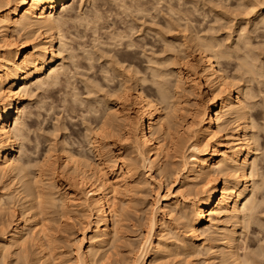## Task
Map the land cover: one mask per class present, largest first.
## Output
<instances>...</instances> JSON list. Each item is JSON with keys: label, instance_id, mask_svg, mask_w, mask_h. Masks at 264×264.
<instances>
[{"label": "bare ground", "instance_id": "6f19581e", "mask_svg": "<svg viewBox=\"0 0 264 264\" xmlns=\"http://www.w3.org/2000/svg\"><path fill=\"white\" fill-rule=\"evenodd\" d=\"M91 1L95 2L0 0V264H64L62 252H58L60 246L63 250L62 245H57L56 240L63 224H67L65 218L73 211L72 205L80 206L76 207L78 209L74 207L75 210L89 218L88 232L71 242L72 260L79 264H168L167 260L174 256L177 259L180 255L193 258L195 252L197 256L195 248L203 233L206 241L216 243L222 264H256L257 259L264 256V212L259 211L264 210V143H259L261 136L253 129L262 125L264 130L263 114L262 119L256 114L261 105L264 107V41L253 42L252 37H264V0H237L234 12L243 9L241 16L237 14L239 17L235 13V16L231 15L232 9L227 13L224 9L223 12H213L210 6L209 12L213 13L216 23L225 20L224 26L231 25L228 26L231 30L226 29L230 32L223 33L225 35L214 34L219 33V24L218 30L215 25H209L200 33L193 23L192 12L195 11L185 7L187 11H184L169 1L165 5V0L164 7L159 5L163 8L156 7L162 3L160 0L155 7L152 4L154 9L147 3L151 11L163 12L161 16L165 18L163 26L159 23L161 28L153 20L157 18L156 14H150V8L144 6L145 0H114L120 12L133 14L131 19H141L138 25L133 20L131 27H128L131 23L126 26L122 23L127 31L114 21L100 26L97 24L101 19L98 9L102 7L91 4L89 8L87 5L85 10L89 15L82 11ZM208 1L211 0H207L209 4ZM228 13L234 19L237 17L238 22L232 23L233 18L225 19ZM69 22L85 24L86 29H92V46L83 48L81 45L80 50V58L87 62L85 65L74 64L79 54L69 45L71 40L68 41V33L63 31ZM227 25L222 26L225 29ZM109 27L111 29H104L106 31L99 34V28ZM144 29L154 31L157 39L151 35L153 41H147L139 32ZM13 31L17 32V38L12 35ZM79 33L69 34L75 38ZM30 37L36 39L31 50L26 42ZM157 45L156 50L164 53L163 56L154 54ZM194 52L198 53H195L197 56L193 55ZM67 60L73 62L74 72L72 67L69 69ZM100 60L103 62L99 65L94 63ZM80 67L90 72L80 82L84 86L81 90L85 88L86 91H78L80 86L71 81L76 75L84 77ZM195 67L207 88L204 98H198L203 85ZM99 79L105 80L104 84L116 80V85L113 89L109 87L110 92H105ZM145 83L153 92L142 86ZM54 85L57 89L59 85L64 91L66 89V92H61V88L58 91L65 94V97L60 96L62 104L59 106L67 117L73 121L80 117L78 121L86 119L89 122H86L81 136L88 152L72 146L82 143V138L74 132L76 136L70 137V141L64 140L63 135L61 137L58 132L63 128V115L58 117L56 113L50 132L44 136L46 147L41 161H38L40 166L36 169L38 165L33 164L35 170L29 171L22 155L25 143L27 145L31 139L26 119L32 117L33 111L24 106V101L30 97L32 86L48 89ZM69 86L71 90L67 89ZM83 92L92 95L93 101L85 103L86 99L80 97ZM109 95L117 99L109 100ZM190 95L194 97L191 107L187 106ZM257 96L262 99L260 108L255 110ZM45 104L44 114L48 117L53 105ZM259 119L262 120L260 123ZM187 141L186 149L190 153L184 155V150L181 153L180 150ZM177 154L181 168L170 169L167 158ZM56 155L59 169L69 180L68 191L63 193L56 192L54 180L51 181ZM135 158L149 169L154 167L163 181L169 183L172 179L177 189L161 191L162 185H157L153 210L147 216L148 227L138 253L128 255L127 252L126 258L121 256L112 262L109 257L114 253L110 256L108 251L117 246L119 229L127 219L129 208V201L119 197L120 187L131 191L139 182L135 178L138 168ZM118 176L122 179L119 180ZM3 178L7 183L4 184ZM191 186H196L195 195L188 199L185 194ZM8 187L13 189L7 191ZM15 197L21 211L10 218L9 225L4 222L7 224L4 226L3 211L14 209L11 205ZM187 205L190 207L188 211ZM177 207L180 209L175 217ZM175 218L181 219L187 237L177 235L180 232L174 236L175 232L171 230L172 234L168 232L173 238H165L168 232L164 234V231L168 230L169 221ZM248 230L254 234L253 239L263 242H258L254 250L245 251L248 245L240 241V234H246ZM28 245L33 248L31 256L26 254ZM206 246L214 247L213 244ZM239 249L243 252L239 253Z\"/></svg>", "mask_w": 264, "mask_h": 264}, {"label": "rangeland", "instance_id": "374dc122", "mask_svg": "<svg viewBox=\"0 0 264 264\" xmlns=\"http://www.w3.org/2000/svg\"><path fill=\"white\" fill-rule=\"evenodd\" d=\"M94 1V0H93ZM98 1V2H97ZM102 1H103V3H102ZM157 1H159V0H156V1H154L153 0V2L154 3H152V1H150V0H145V4H144V6L146 5V7L147 6H149L150 5V7H152L153 9H154V7H155V4H156V2ZM160 1H162V3H160V2H158V3H160V4H157L158 6H156V7H158V8H163L164 7V2H163V0H160ZM166 2H165V5H166V3L169 1V3L171 2V4L173 3V5L174 6H177V7H181V9L182 10H184V11H187L186 9L188 8H190V10H193V11H195V12H192V18H193V23H194V25H195V27H198L199 29H200V33L202 32V30L204 31V27H205V30H207L206 29V27L208 28L209 27V25L210 26H213V25H215V27H216V29L215 30H218L217 28H218V24L221 26V27H219V29L220 30H218L219 31V33H216L215 32V30H212V32L214 33V34H216V35H225V34H227L228 32H230V28H228V26L230 25V24H225V26L227 25V28H223V26H224V22L226 23V21L225 20H223V22L221 21V22H219L218 21V23H216L215 22V20H213V19H215V17L212 15L213 13H210L209 11H210V9H209V7L211 6V8H213L212 10H213V12L214 11H222L223 9V11H226V13L227 12H233V14H231L232 16H235L234 15V11L237 9V7H235V6H237V0H211V1H208V2H210L209 4L207 3V0H206V2H204L205 0H182V2H183V4H182V2H181V0H165ZM92 2V1H91ZM96 2V3H95ZM95 2H92V3H90V4H86L84 7H83V9H82V11H84L83 13L84 14H88L86 11L87 10H85L86 8L85 7H87V5H88V7L89 8H91L90 7V5L91 4H95L94 6L95 7H102V8H100V10L98 9V11H100L99 12V14L101 15V19L98 21V25H107V24H110L111 22H116V25L119 27V28H124L126 25H128L129 23H131V20H133V23L134 24H136V25H138L140 22H141V19L139 18V19H136V21H134L135 19H133L134 17V15L132 16L130 13H129V15L128 14H124L125 12H120V8H119V6H117V4H115L116 2H114V0H95ZM150 2H151V4H150ZM178 2V3H177ZM103 5H102V4ZM108 3V4H107ZM149 5H148V4ZM192 3V4H191ZM211 3H213V4H211ZM235 3H236V5H235ZM77 4H79V0H77ZM96 4H97V6H96ZM152 4H153V6H152ZM163 4V5H162ZM179 4V5H178ZM206 6H205V5ZM216 6H215V5ZM163 6V7H160V6ZM196 5V6H195ZM212 5H214V7L212 6ZM221 5V6H220ZM77 6V5H76ZM92 6V5H91ZM93 6V7H94ZM108 6H110V7H108ZM117 6V7H116ZM183 6V7H182ZM195 6V7H194ZM88 7H87V9H88ZM93 7H92V9H93ZM97 7V8H98ZM106 7V8H105ZM150 7H147V8H150ZM176 7V8H177ZM184 7L186 8V9H184ZM207 7H208V9H207ZM158 8H157V11H158ZM195 8V9H194ZM222 8V9H221ZM236 8V9H235ZM241 8V7H240ZM76 9H78L77 7L75 8V13H77V11H76ZM92 9H91V11H92ZM104 9V10H103ZM106 9V10H105ZM113 9V10H112ZM152 9V11H151V8H150V14H156V16H157V18H155V19H153L154 20V22L156 21L157 22V26H158V28L160 27L161 28V26H163V19L165 18V17H162L164 14H163V12L161 13L160 12V14H158L157 12L155 13L154 12V10ZM206 9H207V11H206ZM218 9V10H217ZM225 9H228V10H225ZM230 9H234L233 11L232 10H230ZM109 10V11H108ZM110 10H111V12H110ZM199 10V11H198ZM230 10V11H229ZM106 11V12H105ZM115 11V12H114ZM149 11L148 12H146L145 14H147V13H149ZM155 11H156V9H155ZM184 11H182V12H184ZM189 11V10H188ZM196 11H198V12H196ZM222 11V12H223ZM240 11V9H238V13L236 12L235 14H236V16H238L237 14H241V12H243V9H242V11L241 12H239ZM72 12H74V10L72 11ZM114 12V13H113ZM209 12V13H208ZM119 13V14H118ZM121 13V14H120ZM128 13V12H127ZM194 13V14H193ZM198 13V15H195V14H197ZM204 13H205V15H209V17H208V15L207 16H205L204 15ZM225 13V12H224ZM204 15V17H203V15ZM229 14L230 13H228V15L226 16V18L225 19H228V20H231L233 17L230 15L229 16ZM89 15V14H88ZM102 15H103V17H102ZM105 15V16H104ZM119 17H118V16ZM120 15L122 16V17H120ZM123 15H125V16H123ZM162 15V16H161ZM196 17H195V16ZM200 15V16H199ZM108 16V17H107ZM133 17L132 19H131V17ZM212 16V17H211ZM241 16V15H240ZM106 17V18H105ZM128 17H130V18H128ZM211 17V18H210ZM214 17V18H213ZM228 17V18H227ZM229 17H230V19H229ZM239 17V16H238ZM124 20H123V19ZM148 18V17H147ZM194 18H197V20L195 21L194 20ZM202 18V19H201ZM108 19H109V21H108ZM113 19V20H112ZM119 19H121V20H119ZM144 19V18H143ZM146 19V18H145ZM144 19V20H145ZM204 19V20H203ZM210 19V20H209ZM234 19V18H233ZM237 19V20H236ZM112 20V21H111ZM119 20V21H118ZM125 21V22H123V21ZM130 20V21H129ZM148 21H149V19H147ZM146 20V21H147ZM158 20V21H157ZM198 20H199V22H198ZM206 20V21H205ZM235 20V21H234ZM233 21H231L232 23H237L238 22V18L236 17L235 19H234ZM100 21H102V22H100ZM107 21V22H106ZM129 21V22H128ZM140 21V22H139ZM146 21H145V23H146ZM162 21V22H161ZM200 21H201V23H200ZM214 21V22H213ZM237 21V22H236ZM110 22V23H109ZM118 22V23H117ZM121 22V23H120ZM135 22H137V23H135ZM139 22V23H138ZM155 22V23H156ZM195 22H196V24H195ZM207 22H209V23H207ZM70 23V22H69ZM68 23V25L67 26H63L64 27V29H63V31L65 32V34L66 33H74V35H76V33L78 34L79 32V37H75L74 38V36H71L70 34V37H69V35L68 34H66L67 36H68V41H69V39L72 41H69V45H71L72 47H73V49H75L74 51H75V53L76 54H79V55H76L77 57H79V58H77L76 57V59L77 60H75L74 62V64H81L82 63V65H85L87 62H86V60H84V59H82V57L80 58V56L82 55L81 54V48H82V46H83V48L85 47V48H90L91 46H92V42H91V36H92V34H91V30L92 29H86V27H85V24H84V26L81 24V23H76V22H74L73 24H72V22L69 24ZM100 23V24H99ZM122 23H124L125 24V26L123 27V25H122ZM149 23V22H148ZM147 23V24H148ZM155 23L154 24H152V26L153 25H155ZM162 24L161 26H159L160 24ZM222 23V24H221ZM81 24V25H80ZM120 24V25H119ZM146 24V25H147ZM74 25V26H73ZM130 25H132V23L131 24H129L128 25V27L130 26ZM136 25H134V26H136ZM197 25H203V26H197ZM217 25V26H216ZM223 25V26H222ZM71 28H70V27ZM73 26V27H72ZM122 26V27H121ZM157 26H154V27H157ZM224 26V27H225ZM67 27V28H66ZM127 27V28H128ZM131 27V26H130ZM214 27V26H213ZM230 27H231V25H230ZM114 28V27H113ZM223 28V29H222ZM69 29V30H68ZM104 29H106V30H109V29H111L110 27L109 28H102V30H100V28L98 29L99 31V34H101L100 32H102V34L104 33V31H106V30H104ZM125 30H126V28H124ZM226 29H230L229 31L228 30H226ZM129 30V29H128ZM145 30V31H144ZM144 30H141V31H139L140 32V34H143V37L145 38V39H147V41H153L152 39L154 38V40L155 39H157L156 38V35H154L155 33H154V31H150L151 29H147V31H146V29H144ZM226 30V31H225ZM68 31V32H67ZM78 31V32H77ZM127 31V30H126ZM146 32V33H145ZM226 32V33H225ZM17 32H15V31H13L12 32V35L14 36V38H17L16 36H17V34H16ZM144 33L146 34V36L144 35ZM221 33V34H220ZM223 33H225V34H223ZM148 34V35H147ZM234 34V32H232V34L231 35H233ZM73 35V34H72ZM80 35H81V37H80ZM91 35V36H90ZM153 36V38H150V37H152ZM255 36H253L252 38V41L253 42H255V41H259L260 39H262L263 41H264V37L263 38H261L260 36L258 37V39L256 38H254ZM31 38V37H30ZM72 38V39H71ZM28 39V38H27ZM73 39H74V41H73ZM36 41V39H35V37H32L31 39H28L26 42H28V49H33V43ZM0 43H1V34H0ZM78 43V44H77ZM158 44V43H157ZM77 45H79V46H77ZM82 45V46H81ZM156 47L158 48V45L157 46H155V52H154V54L155 55H158V54H162L159 50H156ZM80 48V49H79ZM81 50V51H80ZM149 51V50H148ZM158 51V52H157ZM157 52V53H156ZM195 53L196 54H198L197 52H194V54L193 55H195ZM64 54H66V53H64ZM109 55V54H108ZM164 55V53L162 54V55H159V56H163ZM195 56H197V55H195ZM65 62H67L69 65V69H71L70 67H75L74 65H72V63L73 62H71L70 63V61H65ZM84 62H86V63H84ZM101 62H103L102 60H100V61H98V62H96V61H94V63L97 65H99ZM146 62H143L142 64H144V65H147V63L145 64ZM125 64V63H124ZM123 64V65H124ZM72 65V66H71ZM72 67V69H73V72L75 71V68H73ZM81 68V67H80ZM77 70L78 71H80L81 73L83 72L84 73V77H83V75H76L75 76V78H74V76H73V78L71 79V81L73 80V81H76L75 82V84L77 83V86H80L79 88L80 89H77L78 91H86V89L84 88V90H81V88H83L84 86H83V83H80L81 82V79H85L86 78V76L88 75V74H90V72H89V70L88 71H85V69H78L77 68ZM76 70V71H77ZM195 71H196V75L198 76V77H200V81H202L201 80V76H200V72H199V70H198V68H196L195 67ZM70 72H72V70H70ZM79 72V73H80ZM88 72V73H87ZM78 73V72H77ZM76 73V74H77ZM78 73V74H79ZM86 73H87V75H86ZM113 73V72H112ZM115 73V72H114ZM63 76V75H62ZM61 76V77H62ZM89 78V77H88ZM76 79V80H75ZM100 80V79H99ZM115 80V79H114ZM62 81V80H61ZM72 81V82H73ZM78 81H79V83H78ZM101 81V83H102V88L101 89H103V91H105V92H110L111 91V89H110V91H109V87L111 86V88L113 87V86H115L116 85V80L115 81H106V84H104L105 82V80L104 81H102V80H100ZM109 82V83H108ZM111 82V83H110ZM148 83V82H147ZM147 83H145V84H143L142 86H144V87H148V85H147ZM74 84V85H75ZM109 84V85H108ZM111 84V85H110ZM115 84V85H114ZM63 85V84H62ZM107 85V86H106ZM202 85H203V87L201 88V95H200V97H198V98H204L205 96H206V94H207V88L205 87V85H204V83H203V81H202ZM56 86L57 85H54V88H53V86H49L48 87V89L46 90L45 89V87H40V88H36V87H34V86H32V91H30V97L28 98V99H25V101H24V106H26L27 108L29 107V109H31V111H33V115L31 114V118L29 117V119H26L27 120V122H29L28 124H29V133H28V136H30L29 137V141L27 142V145H26V143H25V146L26 147H24V148H26V149H24L23 148V150H24V154L22 155L23 156V160L25 161V163H26V165L28 164V166H29V171H31L32 169H33V171L35 170V167H36V169L40 166V162H38V161H41V158L43 157V154H44V147H46V142H45V137L44 136H46V133L48 134V132H50L49 130H51V126H53V121H54V117L55 116H57V115H59L58 117H60V116H62L63 115V120H61L63 123V128H61V130L58 132L59 134H61V137H62V135H63V138H65L64 140H68V139H70V137H71V139H72V137H74V136H76V135H79L80 136V138H82L81 136H82V134H84V132H85V126H86V122L87 121H82V119H81V121H78V120H80V117H77V118H75V119H77V120H70V118H68L67 117V115H66V113H64L63 111H62V109H61V104L62 103H60L61 101H62V99H60L61 97L60 96H62V94L64 95V97H65V94L64 93H59L60 91L62 92H66V89H65V91L63 90L64 88H63V86L61 87V85H59L58 86V89L56 88ZM71 86V85H70ZM70 86L67 88V89H69L70 88ZM51 87V88H50ZM65 87V86H64ZM53 88V89H52ZM62 90H61V89ZM106 88H108V89H106ZM60 89V91H58ZM105 89V90H104ZM113 89V88H112ZM150 92H153V90H151L150 88H147ZM44 90V91H43ZM70 90H71V88H70ZM69 90V91H70ZM68 91V90H67ZM45 92V93H44ZM56 93H58V95L56 94ZM69 93V92H68ZM51 94V95H50ZM61 94V95H60ZM82 93H80V97L81 96H83L82 98H84V99H86L85 100V103H87L86 101L88 100V102H91V101H93V96L92 95H88V92H87V94H86V92H83V94L81 95ZM90 94V93H89ZM67 96L66 97H70L68 94H66ZM52 96V97H51ZM92 96V97H91ZM115 96V95H114ZM50 97V98H49ZM110 97V98H109ZM109 97H107V98H109V100H115V99H117V98H115V97H113V95L111 96V95H109ZM190 98L188 99V101L187 102H189V103H187L188 105L187 106H192V100H193V95H190L189 96ZM260 97V96H259ZM48 98V99H47ZM63 98V97H62ZM115 98V99H114ZM192 99V100H191ZM256 99V102L258 103V105H256V109L254 108L255 106H253V110L255 109V110H258L260 107H258L260 104V101H261V97L260 98H258V96H257V98H255ZM42 100V101H41ZM47 102H46V101ZM61 100V101H60ZM68 100H69V98H68ZM90 100V101H89ZM55 103H54V102ZM59 101V102H58ZM95 101V100H94ZM49 103L50 105H53V107L51 106V111H50V115H51V118H49L50 117V115L48 116V117H46V114H44V111H45V106L47 105V104H45V103ZM60 103V104H59ZM257 103H255V104H257ZM48 104V105H49ZM254 104V105H255ZM45 105V106H44ZM55 105H56V107H55ZM60 105V106H59ZM135 105V104H134ZM185 105V104H184ZM33 106V107H32ZM37 106V107H36ZM40 106V107H39ZM42 106V107H41ZM186 106V105H185ZM190 106V107H191ZM264 106V105H263ZM44 107V108H43ZM134 107H136V106H134ZM258 107V108H257ZM57 108V109H56ZM261 108H262V105H261ZM261 108H260V111H261V114H260V111L258 110L257 112L254 110V113L256 112V114L260 117V119H262V114H263V119H264V113H263V111H264V107L262 108V110H261ZM42 109H44V110H42ZM60 109V110H59ZM252 109H251V112H253L252 111ZM58 111V112H57ZM63 112V113H62ZM259 112V113H258ZM34 113H36V114H38V115H36V114H34ZM46 113V112H45ZM56 113H58L57 115H55ZM59 113H61V115L59 114ZM40 115V116H39ZM42 115V116H41ZM43 116H45V117H43ZM45 118V119H44ZM48 118V119H47ZM67 118V119H66ZM79 118V119H78ZM32 119V120H31ZM69 119V120H68ZM74 119V118H73ZM259 119V123L262 121V120H260ZM46 121V122H45ZM71 121V123H69V122ZM75 122H77V123H75ZM263 122H264V120H263ZM69 123V124H68ZM72 123H75V125L74 124H72ZM85 123V124H84ZM89 122H87V124H88ZM27 124V125H28ZM67 126V127H66ZM71 126H73V127H71ZM49 127V128H48ZM257 127H260V129L259 128H257ZM261 127H262V125L260 126H258V125H256V130L255 129H253L254 131H255V133H257V135L261 138V139H259L260 140V142L259 143H264L263 142V140L262 139H264V130L262 131V129H261ZM264 127V126H263ZM63 129V130H62ZM74 129V130H73ZM259 130V131H258ZM261 130V131H260ZM76 131H77V133H76ZM82 131V132H81ZM76 134V135H74V133ZM78 133H80V134H78ZM72 134V135H71ZM65 135V136H64ZM37 137V138H36ZM70 139V140H71ZM70 140H68V141H70ZM262 140V141H261ZM31 141V142H30ZM82 143H84V144H80V145H82V147H79L80 145H78L77 143H74L72 146L74 147V148H76V149H79V150H84L85 152H88V151H86L87 149H88V147H86L87 146V144L85 143L86 141L82 138ZM258 141V140H257ZM188 143H189V141H187L186 143H184L183 144V146H182V148H181V150H180V153L183 151L184 152V155H188L189 153H190V151H189V149H186V147H187V145H188ZM39 144V145H38ZM79 147V148H78ZM30 149V150H29ZM36 149V150H35ZM129 150H127V152H128ZM57 152V151H56ZM126 152V153H127ZM129 153V152H128ZM127 153V154H128ZM27 154V155H26ZM131 154V156H135V155H133L132 153H130ZM129 154V155H130ZM56 159V162H55V166H54V169H55V173L53 174L54 176L52 177V180L51 181H53L54 183H55V188H54V190L56 191V192H59V193H63L64 191H68V189H67V187H66V185H68V182H69V180H67L68 178L66 177V175L61 171V169H59V166H58V163H59V159H58V157H57V155H56V157L54 158V160ZM139 158H135L133 161L134 162H136L137 163V166H138V168H137V172H136V176H135V178H137L138 180L137 181H139L138 182V185L137 184H135L136 186L134 187V185H133V187L134 188H132V190L130 191L128 188H126L127 189V191H126V189L124 190L123 188H121V187H123V186H121L120 187V192H119V197H123L125 200H127L126 202H128V204H129V208H127L126 210H127V214H128V216H127V219L123 222L124 223V225H123V227L122 228H120L119 230V236H120V238H119V240H118V243L116 242V244H117V246H118V248H117V246L116 247H113V248H110V250L109 251H111V253L108 251V255H110L111 256V254H113L112 255V257H109V259L111 258V260L110 261H112V262H115L116 260L115 259H119V258H121V256L123 257V258H126L127 257V252H129L128 253V255L130 254V255H132L133 253H138V249H139V246H140V242H141V240H142V237H143V234H145V232H146V230H147V227H148V217H149V214L152 212V210H153V203H154V201H155V199H154V197H155V194H156V190H157V185L160 183L161 185H162V190L161 191H166V189H169V190H173V191H175L176 189H177V187H176V182L173 184V180L172 179H170V181H169V183L168 182H166V181H163V179L162 178H160L159 176H158V174H157V172L156 171H154L155 169H154V167L152 168V169H149L148 167H145V166H143L142 164H141V162H140V160H138ZM167 167H169L170 169H174V168H177V169H179L180 170V157H179V155L177 154V156H175V157H170V158H167ZM27 161V162H26ZM36 162H38V163H36ZM168 162H170V163H168ZM36 163V164H35ZM29 164H31V165H29ZM33 164H34V166L35 165H38V166H33ZM31 166V167H30ZM34 167V168H33ZM264 170V169H263ZM52 176V175H51ZM47 178V177H46ZM48 178H50V174H49V177ZM119 180H121L122 179V177L121 176H118L117 177ZM5 178H3V181H4V184L5 183H7L6 181H7V179H5ZM159 179H161V180H159ZM171 180H172V182H171ZM160 181H162V183L160 182ZM13 182V181H12ZM164 182V183H163ZM171 182V183H170ZM121 183V182H120ZM12 185V187H15V184H11ZM1 186H2V184H0V188H1ZM168 186H170V187H168ZM193 186V185H192ZM192 186H191V188H192ZM196 186H194V188H190V190L185 194V196L188 198V196H189V198L188 199H191L195 194H194V192H195V190H196V188H195ZM57 188V189H56ZM11 190V189H13V188H11V187H8L7 188V191L8 190ZM195 189V190H194ZM9 190V191H10ZM58 190V191H57ZM62 191V192H61ZM186 191V190H185ZM262 192V191H261ZM191 193V194H190ZM193 193V194H192ZM193 195V196H192ZM257 195H259V193H257ZM71 196V195H70ZM262 197V196H261ZM4 198H5V196H4ZM259 198H260V195H259ZM17 199V197H15L14 198V203H13V205H11V207L12 208H14V209H9L8 211H10V212H7V211H3V214H2V221H3V224H4V222H6L7 224H8V222H9V220H10V218H12L13 219V215L14 214H19L20 213V211H21V206L19 205V201H18V199ZM261 199V198H260ZM17 201H18V203H17ZM132 205V207H133V209H132V207H131V205ZM262 204V205H261ZM259 206V208H261L262 209V207H263V202L261 203ZM72 208H73V211L75 210V208L76 207H79L80 208V206H71ZM75 207V208H74ZM187 208H186V210L188 211V210H190V207H188V205L186 206ZM259 208H258V210H259ZM76 209H78V208H76ZM132 209V210H131ZM179 209H180V207L178 208H176L175 209V212H176V215H175V217H177V213L179 212ZM72 211V212H73ZM130 211V212H129ZM260 212H264V210H259ZM11 212H13V213H11ZM15 212V213H14ZM71 212V213H72ZM69 214V216H67L68 218H65V222H67V224L65 223V224H63V227H62V230L60 231V232H58L57 233V240H56V243H57V245H62V248L61 249H63V250H60V247H58L59 248V251L58 252H62V259H64L63 261H64V264L66 263V262H68V263H66V264H79L77 261H75V260H72V258H73V243H72V246H71V242L73 241V239L75 238V237H82V235H83V233L85 232V233H87L88 231H87V227H88V220H89V218L88 217H86V215H83L80 211H74V213L73 214ZM130 213V214H129ZM8 214V215H7ZM9 214H11V215H9ZM82 214V215H81ZM261 214L262 213H260V216H261ZM264 215V214H263ZM148 216V217H147ZM6 220H5V219ZM11 219V220H12ZM5 220V221H4ZM10 220V221H11ZM67 220V221H66ZM176 220V221H175ZM4 224V226L5 225H7V224ZM11 223V222H10ZM9 223V224H10ZM63 223V222H62ZM8 224V225H9ZM169 228L167 227L166 229H168V230H165L164 231V234H166V231L168 232H171V230H172V232H175V233H173L172 234V232H171V234L172 235H174V234H176V233H178V232H180V233H178L177 235H181L183 238H185V237H187L188 236V233H185V230L182 228V222H181V219H177V218H175L174 219V221H173V219L171 220V221H169ZM206 224H208V222L206 223ZM62 225V224H61ZM255 227H257L258 229H261V227H259L258 225H255V224H253ZM65 226V227H64ZM66 230H65V229ZM250 230H248V232H246V234H245V232H243L242 234H240V236H241V238H240V241L242 240V243H244V245L246 244V245H248V250L247 249H245V251H250V249L252 248L253 250L257 247V244H262V242H260V241H257L256 239H253V236H254V234L252 233L251 234V231L249 232ZM62 232H63V234H62ZM167 233L166 235H165V238H168V237H172L171 235H169L170 233ZM60 234V235H59ZM62 234V235H61ZM183 234V235H182ZM204 235V236H203ZM245 235H247V236H245ZM122 236V237H121ZM167 236V237H166ZM175 236V235H174ZM205 237H206V234H202L200 237H199V242H198V245L196 246V248H195V250L196 251H198L197 252V256H195L196 255V252H195V254H194V256H193V258H190L189 256H185L184 257V255H180V256H178V258L179 259H177V257L176 256H174L175 258H176V261H175V258H171V260H170V258H169V260H167L168 261V264H220L221 262H220V258H219V251H218V249L215 247V244L216 243H214V241H206L205 240ZM243 237V238H242ZM173 238V237H172ZM122 239V240H121ZM252 239V240H251ZM60 241V242H59ZM62 241V242H61ZM204 241V242H203ZM250 241V242H249ZM120 242V243H119ZM213 242V243H212ZM259 242V243H258ZM264 243V242H263ZM207 244H209V245H214V247L213 248H208L206 245ZM254 246H256V247H254ZM122 247V248H121ZM124 247V248H123ZM32 248V247H31ZM30 248V246L28 245V247H27V251H26V254L27 255H32V250H33V248L31 249ZM30 249V250H29ZM72 250V251H71ZM199 250H200V252H199ZM114 251V252H113ZM31 252V253H30ZM64 252V253H63ZM72 252V253H71ZM115 252H117V254L115 253ZM119 252V253H118ZM121 252L123 253V254H121ZM217 252V253H216ZM241 252H243V250L242 249H239V253H241ZM29 253V254H28ZM110 253V254H109ZM66 254V255H65ZM201 254V255H200ZM30 255V256H31ZM65 255V256H64ZM211 255V256H210ZM217 255V256H216ZM64 256V257H63ZM184 257V259H182L183 257ZM117 257V258H116ZM68 258V259H67ZM215 258V259H214ZM65 259H67V260H65ZM74 259V258H73ZM114 259V260H113ZM172 259H174L173 260V262H172ZM188 259V260H187ZM191 259V260H190ZM179 262H178V261ZM182 260H184V261H182ZM195 260V261H194ZM198 260V261H197ZM259 260V261H258ZM257 263L258 264H264V256L263 257H260V258H258L257 259ZM171 262V263H170ZM188 262V263H187ZM191 262V263H190ZM219 262V263H218ZM256 263V264H257ZM222 264V263H221Z\"/></svg>", "mask_w": 264, "mask_h": 264}]
</instances>
